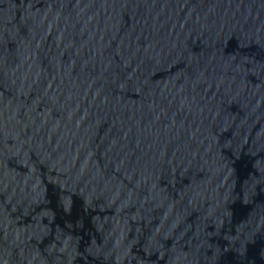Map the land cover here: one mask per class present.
I'll return each mask as SVG.
<instances>
[{
  "label": "water",
  "instance_id": "1",
  "mask_svg": "<svg viewBox=\"0 0 264 264\" xmlns=\"http://www.w3.org/2000/svg\"><path fill=\"white\" fill-rule=\"evenodd\" d=\"M0 264H264V0H0Z\"/></svg>",
  "mask_w": 264,
  "mask_h": 264
}]
</instances>
